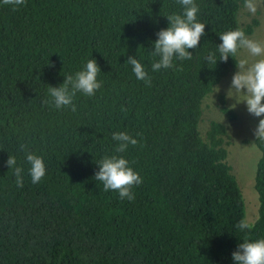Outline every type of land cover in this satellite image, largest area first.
<instances>
[{
    "label": "trees",
    "instance_id": "1",
    "mask_svg": "<svg viewBox=\"0 0 264 264\" xmlns=\"http://www.w3.org/2000/svg\"><path fill=\"white\" fill-rule=\"evenodd\" d=\"M195 3L205 34L192 59L154 72L157 32L169 26L166 15L182 14L178 0H26L15 11L0 0V264H235L244 239H264V141L254 140L258 217L241 231L246 202L228 126L201 129L206 97L239 60L219 58L220 34L240 28L249 37L260 20L241 22L243 0ZM129 57L151 86L135 78ZM89 59L101 69L94 97L77 93L75 112L44 103L50 86ZM220 107L235 116L224 97ZM120 131L139 144L117 154ZM21 144L44 160L37 184ZM114 154L143 178L134 201L94 179L96 162ZM9 156L24 170L22 188Z\"/></svg>",
    "mask_w": 264,
    "mask_h": 264
},
{
    "label": "clouds",
    "instance_id": "2",
    "mask_svg": "<svg viewBox=\"0 0 264 264\" xmlns=\"http://www.w3.org/2000/svg\"><path fill=\"white\" fill-rule=\"evenodd\" d=\"M261 2L262 0H243V8L255 15ZM178 3L183 7L182 14L166 15L169 26L157 32L158 38L154 41V50L151 52L153 58L159 57L151 64L154 72L161 69L177 70L174 60L192 59V52L189 49L198 48L200 38L205 34V24L197 21L199 6L195 0H178ZM2 4L12 6V10L15 11L19 6L25 5L26 0H2ZM220 39L222 43L218 45L219 58L224 62H227L229 56L235 59L240 55L241 50L249 57H259L252 62L247 58L238 61L235 59L238 71L232 77L228 96L237 97L242 94L243 99L237 101H246L247 111L253 116H264V43L250 39L240 28L221 33ZM205 59L209 64L217 63L215 53H210ZM127 63L132 66V72L138 81L151 86V76L136 57H129ZM100 72L96 60L89 59L82 70L74 75L65 76L64 82L59 87L50 86L48 95L51 99L44 103L51 104L56 109L70 108L75 112L77 108L74 99L77 93L94 97L102 88V82L97 79ZM230 92L233 94L230 95ZM121 110L127 111L124 106H121ZM253 132L258 140L264 141V118L259 120ZM112 139L117 142L114 148L117 154L125 153L130 145L139 144L136 138L123 131L114 132ZM20 150L25 153L31 182L33 184L41 182L46 175L43 158L29 151L25 144L20 145ZM96 163L99 165V170L95 172L94 179L102 182L105 192H117L120 200H135L133 188L142 184L143 178L130 166L123 155H106ZM6 164L14 171L16 186L22 188L24 170L17 166L16 157L9 156ZM236 227L244 231L252 229L254 224L247 219H241ZM232 259L235 264H264V239H244L232 253Z\"/></svg>",
    "mask_w": 264,
    "mask_h": 264
},
{
    "label": "rangeland",
    "instance_id": "3",
    "mask_svg": "<svg viewBox=\"0 0 264 264\" xmlns=\"http://www.w3.org/2000/svg\"><path fill=\"white\" fill-rule=\"evenodd\" d=\"M254 17L259 18L260 22L254 33L249 36L250 39L264 43V0L260 3L255 15L242 8L240 20L242 23L248 22ZM247 58L250 62L259 57H249L241 50L239 59ZM238 71L236 67L230 72L206 97L204 101V111L201 122V129L205 132L212 120H218L228 126L229 131V162L232 165V171L237 176L242 188L246 202V217L249 222H254L259 212V195L255 188V169L259 158V151L254 143L255 135L253 130L258 125L261 117H255L247 111L246 101L242 100V94L228 96L231 86V80ZM233 94L232 92L229 93ZM221 97L225 98L227 105L233 110L235 116L230 117L221 110Z\"/></svg>",
    "mask_w": 264,
    "mask_h": 264
}]
</instances>
